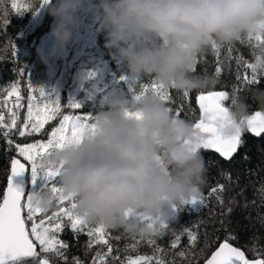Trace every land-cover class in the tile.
Segmentation results:
<instances>
[{"label": "clouds", "instance_id": "obj_1", "mask_svg": "<svg viewBox=\"0 0 264 264\" xmlns=\"http://www.w3.org/2000/svg\"><path fill=\"white\" fill-rule=\"evenodd\" d=\"M84 3L49 0L43 6L54 18L49 36L61 59ZM98 7L104 47L126 66L121 78L132 84L152 80L182 94L218 83L194 74L198 56L214 51L213 45L220 50L264 36V0H100ZM257 57L258 72L264 74V45L257 44ZM97 75L78 73L76 81L83 88ZM101 83L97 79L85 89L88 101L101 94ZM252 97L264 109V90L256 89ZM229 114L236 122L248 118L243 97L231 98ZM92 124L82 139L53 149L48 157L59 169L63 196L74 199L75 214L90 224L159 238L158 224L174 222V208L201 195L207 173L199 148L204 137L152 93L136 99L107 92ZM33 203L44 212L52 210L51 191L37 193Z\"/></svg>", "mask_w": 264, "mask_h": 264}, {"label": "trees", "instance_id": "obj_2", "mask_svg": "<svg viewBox=\"0 0 264 264\" xmlns=\"http://www.w3.org/2000/svg\"><path fill=\"white\" fill-rule=\"evenodd\" d=\"M41 2L42 0H0V99L7 100L8 104L4 108L7 113L8 107L16 98L4 95V89L10 88L12 84L17 85L23 97L21 103L25 105L20 109L18 121V124L22 125L27 114L28 97L30 95L39 97L37 91L29 88V83L34 87L43 88L52 100L55 90H60L63 77L67 81V86L61 91L64 95L60 102L61 111L55 120L48 122L40 134L25 137L14 135L13 145L33 143L42 139L45 133H50L54 127L59 126L63 115L94 117L101 110L102 99L107 92L118 90L128 93L130 83L121 79L126 75V66L105 49V35L97 31L100 0H85L87 11L83 12L81 9L77 15L75 36L81 33L84 35L87 31V42L78 52H73L69 43L67 54L63 59L54 53V47L44 44V37L49 35L53 28L54 18L48 14L46 7L40 8L34 15ZM83 15L86 16V25L81 28L78 18ZM257 44L255 39L244 38L232 46L221 48L219 53L209 50L199 55L194 74L214 77L218 83L209 89L193 91L187 98L176 90H167L171 99L165 104L173 109V113L179 110L181 118L193 122L200 118L196 107L198 93H207L210 90L227 91L229 99L224 103L231 106L233 88L237 87L239 88L237 95L245 99L249 113L254 110H264L252 97L256 89L264 90V74L258 73L259 83L247 85L237 80L238 73L241 77L246 72L249 77L251 76V71L242 63L238 64L237 59L242 57L249 63H254ZM14 51L16 55H13ZM40 53L47 58V64L42 62ZM218 66L221 68V73L217 77ZM78 73L98 75L82 88L76 81ZM101 78V94L97 96L95 102L88 101L85 89ZM150 81L152 80L139 83ZM70 102L80 103L82 108H70L67 106ZM12 131L15 133V129ZM242 138L245 142L228 163L214 154L201 151L207 167L206 183L201 190L205 203L199 210L191 209L189 205H181L183 210L179 212L177 221L172 222L177 234L181 227H186L196 235L197 240L194 245L185 232L180 236L177 247L172 248L171 242L175 237L171 232H166L165 235L155 239L156 245H149L146 240H141L136 251H133L131 245L135 244L140 236H133L123 230L109 229L107 232L113 252L107 257L108 264H121V261H125L126 264L127 256L135 257L138 254L152 256L157 245L163 249L159 255L164 257L166 264H203L229 237H235L230 243L241 249L247 259L254 260L264 256V134L253 138L245 131ZM12 158L20 157L10 149L7 139L0 135V194L6 188ZM213 161L215 163H211ZM220 186L223 187L222 192H211L213 187ZM217 196L223 203L217 199ZM65 224L64 231L57 236L68 245L67 249L62 250L67 262L57 258V264H72L74 258H79L83 264H94L93 257L96 253L103 254L107 251L106 245L95 244L91 248L88 247L87 229L74 234L67 226V221ZM181 251L186 254L183 258L179 256ZM117 256L118 260L113 259ZM24 264H32L31 259H25Z\"/></svg>", "mask_w": 264, "mask_h": 264}, {"label": "snow or ice", "instance_id": "obj_3", "mask_svg": "<svg viewBox=\"0 0 264 264\" xmlns=\"http://www.w3.org/2000/svg\"><path fill=\"white\" fill-rule=\"evenodd\" d=\"M48 2L49 0H42L40 7ZM248 39L252 40L251 37ZM255 40L258 44L264 45V36H257ZM213 48L215 52L219 53V50H215V45ZM13 55H16L15 51ZM237 63H242L246 69L251 71L250 77L247 72L242 77L238 73L237 80L247 85L259 83L257 77L260 60L258 57L254 63H249L240 57L237 59ZM220 73L221 68L218 66L216 76L218 77ZM121 79L123 80V78ZM138 84L139 90L137 91ZM29 88L37 91L39 97L31 95L28 97L27 114L22 125L18 124V121L20 120V109L25 105L21 103L23 97L17 85L12 84L10 88L4 89V95L16 98L15 102L8 107L7 113L4 108L8 102L0 99V135L7 139L10 149H13L24 161L22 162L20 158L10 160L7 187L0 194V264H24L25 258H30L32 264H57V258L67 262V257L62 250L67 249L68 245L57 236L58 233L64 231L65 221L74 234H79L87 229L89 248L95 244L106 245L107 251L103 254L97 252L93 261L94 264L97 261L98 264H108L107 257L111 256L113 252L109 243V233L103 226L90 224L75 214L76 203L74 199L63 196L57 180L59 169L48 160L53 149L62 148L67 143L78 142L92 130L94 117L91 115H63L59 126L54 127L50 134L45 133L42 139L33 143L13 145L14 135L25 137L40 134L45 125L55 119L61 111L59 99H50L43 88L34 87L32 83H29ZM238 91L239 88L234 87L232 97H235ZM128 93L136 99L152 93L159 96L164 103L171 99L168 91L155 81L129 83ZM183 96L187 98L189 93L185 92ZM228 99L229 93L224 90L198 93L196 101L199 106L200 118L191 123L204 137L203 142L199 145L200 150H213L225 160L230 161L238 148L245 142L242 138L245 131L256 137H261L264 134V110H254L246 120L236 122L230 117V106L224 103ZM67 106L73 109L82 108V105L76 102H70ZM170 110L173 111L172 108ZM174 114L181 118L179 110H176ZM13 129H15V133H13ZM44 191H51L54 198V207L47 212L42 211L33 203L37 193ZM222 191V186L211 189L212 193ZM217 199L223 203L219 196ZM204 203L205 197L200 195L181 205H189L191 209L199 210ZM181 205L173 210L174 221H177L179 212L183 210ZM158 228L161 236L166 232H171L175 237L171 242L172 248L177 247L180 243V236L185 232H187L192 245L197 240L196 235L186 227H181L177 234L176 229L172 227V222H161L158 224ZM231 239H235V237L226 238L207 259L206 264H264V256L254 260L247 259L241 249L230 243ZM141 240H146L149 245H156L155 239L140 236V239L131 245L133 251H136ZM161 252L163 249L157 245L154 255L127 256L126 264H166L164 257L159 255ZM185 255L184 251L179 253L182 258ZM113 259L118 260L119 257H113ZM72 264H83V261L74 258ZM121 264H125V261H121Z\"/></svg>", "mask_w": 264, "mask_h": 264}, {"label": "rangeland", "instance_id": "obj_4", "mask_svg": "<svg viewBox=\"0 0 264 264\" xmlns=\"http://www.w3.org/2000/svg\"><path fill=\"white\" fill-rule=\"evenodd\" d=\"M82 11L83 12L87 11V6L85 5V3H84V6L82 8ZM78 19L81 22V28L86 25V16L85 15L79 17ZM87 35H88L87 31H86V33L84 35L82 33L78 34L70 42V48L73 50V52H78L84 46V44L87 42V38H86ZM44 44H47L49 47H54V41L50 38L49 35L44 37ZM62 79L63 80H62V82L60 84V90H55V93H54V96H53L54 97L53 100L59 99L60 102H61V98L64 96V95L61 94V91L63 90L64 87H65L64 89H66V86H67V84H66L67 81H66L65 77H63ZM60 107H61V105H60ZM54 120L55 119H53V120H51L49 122H53ZM20 159L23 161L22 158H20Z\"/></svg>", "mask_w": 264, "mask_h": 264}, {"label": "water", "instance_id": "obj_5", "mask_svg": "<svg viewBox=\"0 0 264 264\" xmlns=\"http://www.w3.org/2000/svg\"><path fill=\"white\" fill-rule=\"evenodd\" d=\"M225 102V101H224ZM196 107H197V109H198V111H199V106H198V103H197V101H196ZM199 115H200V112H199ZM248 132V131H247ZM248 134L251 136V137H253V138H256V136H254L252 133H250V132H248ZM201 151H203V152H206V153H211V154H214V155H216V156H218L223 162H225V163H228V162H230L232 159H233V157L236 155V153L233 155V157H232V159L230 160V161H228V160H225L223 157H221L218 153H215L213 150H201ZM238 151V150H237ZM9 175H10V172H9ZM6 187H7V183H6ZM5 190H6V188H5ZM4 190V191H5ZM219 247V246H218ZM218 247L213 251V253L218 249ZM213 253H211V255L213 254ZM211 255L207 258V259H209L210 257H211ZM25 259H30V258H25ZM207 261V260H206ZM206 261L203 263V264H206Z\"/></svg>", "mask_w": 264, "mask_h": 264}, {"label": "flooded vegetation", "instance_id": "obj_6", "mask_svg": "<svg viewBox=\"0 0 264 264\" xmlns=\"http://www.w3.org/2000/svg\"><path fill=\"white\" fill-rule=\"evenodd\" d=\"M200 116V115H199Z\"/></svg>", "mask_w": 264, "mask_h": 264}]
</instances>
